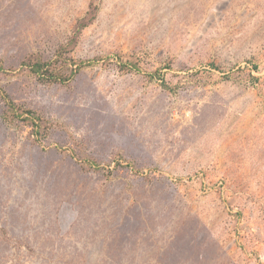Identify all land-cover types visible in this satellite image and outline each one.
Here are the masks:
<instances>
[{
  "label": "rangeland",
  "instance_id": "obj_1",
  "mask_svg": "<svg viewBox=\"0 0 264 264\" xmlns=\"http://www.w3.org/2000/svg\"><path fill=\"white\" fill-rule=\"evenodd\" d=\"M0 264H264V0H0Z\"/></svg>",
  "mask_w": 264,
  "mask_h": 264
},
{
  "label": "trees",
  "instance_id": "obj_2",
  "mask_svg": "<svg viewBox=\"0 0 264 264\" xmlns=\"http://www.w3.org/2000/svg\"><path fill=\"white\" fill-rule=\"evenodd\" d=\"M33 66V68H34V70H35V72H39L38 74H40V72H42V67H43V65L42 64H40V63H38V64H36V65H32ZM123 68L125 69V70H132V69H136L137 67H136V64L135 63H132V64H130L129 63V65H124L123 66ZM49 77H47V78H50L49 80H51V81H65V79H63L62 77H59V76H54V75H48Z\"/></svg>",
  "mask_w": 264,
  "mask_h": 264
}]
</instances>
